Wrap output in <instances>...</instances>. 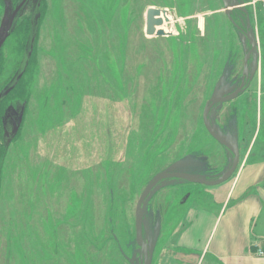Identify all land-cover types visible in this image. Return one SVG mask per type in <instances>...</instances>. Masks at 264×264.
Segmentation results:
<instances>
[{
    "label": "rangeland",
    "instance_id": "obj_1",
    "mask_svg": "<svg viewBox=\"0 0 264 264\" xmlns=\"http://www.w3.org/2000/svg\"><path fill=\"white\" fill-rule=\"evenodd\" d=\"M37 1L29 0L28 12L37 13ZM231 1L241 8L232 10L231 17L239 25V14L245 11L257 39L258 70L248 94L253 100L250 122L254 124L256 106L260 107L264 93V6L251 5L253 0ZM39 2L42 30L37 36L28 93H14L24 96L17 106L20 110L23 103L25 110L12 131L13 142H6L0 129V264H5L10 253L19 259L17 251L22 248H16L17 243L23 246L22 255L30 256L31 261L35 257L37 264H86L88 259L79 258V263L74 252L88 256L96 251L90 244L95 230L110 234L104 237L106 258L101 264H126V258L136 264L132 259L133 212L151 177L160 171L200 172L208 166L224 171L230 163L206 135L201 116L211 95L230 93L242 77L240 35L220 0ZM152 5L167 6L176 14L177 22L167 28L173 31L171 37L145 36V9ZM33 41L31 38L30 44ZM245 100V95L238 99ZM261 104L264 107V98ZM222 106L217 107L215 119H219ZM261 123L255 149L264 147V119ZM240 145L243 154L247 141ZM44 160L49 164L44 166ZM107 167L110 184L128 191L122 198L126 199L125 215L119 220L105 219L100 184L107 182ZM85 172L87 178L90 172L96 173L90 180L95 190L92 219H65L69 190H84L89 179ZM45 174L50 182L56 179L61 184L57 198L48 199V206L54 209L56 220L51 223L56 225V234L45 229L42 219L46 207L39 181ZM133 181L138 189L132 193ZM167 186L155 193L144 218L148 243L157 241L152 264L171 261L162 256L163 250L174 241L173 231L181 230L185 220L177 215L169 220V212L180 203L179 194ZM209 190L198 205L214 221L219 208ZM15 202L21 214L18 218L12 216ZM211 228L207 221L199 236L202 241L207 240ZM216 242L217 235L212 247ZM121 246L125 251L120 255Z\"/></svg>",
    "mask_w": 264,
    "mask_h": 264
},
{
    "label": "flooded vegetation",
    "instance_id": "obj_2",
    "mask_svg": "<svg viewBox=\"0 0 264 264\" xmlns=\"http://www.w3.org/2000/svg\"><path fill=\"white\" fill-rule=\"evenodd\" d=\"M221 1V0H220ZM29 0H0V32H2V35L0 37V41L2 40L3 37H5L3 43L0 45V129L3 132V139H5L6 142L11 143L13 142L14 137H12V131L15 128V126L18 124V120H20V115H23V109L25 110V106L22 103V109L19 110L20 107L17 106V103L20 102V99L22 98V101L24 100V96L20 97L17 95H14V93L18 92H25L26 94L28 93L29 90V82H30V75L32 73V70L34 69L35 66V61H33V56L35 55V52H37L36 49V44H37V36L41 34L42 30V23L39 21V8H40V2L39 0L37 1L36 5V12H28L29 7H28ZM222 3V2H221ZM156 9L160 11V15L157 17L158 19H161L162 25L159 27L155 28V33L158 31H163L164 35L163 36H147L145 34L146 30V13L148 9ZM234 13H230V19L229 20L230 24L237 30L239 33L240 37V42L241 38L244 37V33L246 32V27L249 22L250 24V29L252 31V34L255 36L254 33V27H252V23L249 21L247 17V13L245 11H241L239 14L241 19V24H236L234 19L231 17ZM167 15H171L173 20H168L165 22L164 20L167 19ZM144 34L146 37L149 38H169L173 35V31L170 29L168 30L167 28L171 25H174L177 22V16L176 14L169 9V7H157V6H149L145 9V15H144ZM248 20V21H247ZM164 30H166L168 33H166ZM31 38H34V41L32 44L31 43ZM256 39V36H255ZM40 40V39H39ZM257 41V39H256ZM242 46L243 43L241 42ZM245 44L247 45V48H250L249 42L246 40ZM31 45L33 46L31 48ZM243 49V47H242ZM244 51V50H243ZM245 55V53H244ZM36 59V58H35ZM244 60V58H243ZM258 70V69H257ZM257 74V72H256ZM255 74V75H256ZM254 75V76H255ZM242 76H243V69H242ZM254 78V77H253ZM253 81V79H252ZM252 81L249 82L245 86V90L242 94H240L235 100L229 101L222 103L221 108V115L219 116V119L214 118V113H217V107L221 104H216L212 106L208 113V119L211 124H213L216 128L219 129V131L230 139L232 142L236 143L238 146V152H239V162H240V157H241V145L242 142L245 141V137L249 135L250 132V114L251 113V104H252V98L248 95L250 91H252ZM242 82V77L237 84V86L232 90H236ZM230 91V93L232 92ZM228 94H223L224 97H226ZM13 94V97L11 96V100L7 101L4 103V100L6 97L10 96ZM5 95H7L5 97ZM246 96V100L243 102H239L238 99ZM212 96V95H211ZM211 96L208 98V100L205 102L203 110H202V126L206 132V135L211 139V141L217 146H219V149H221L225 154L226 158L228 157V160L230 159V163L228 164L227 168L231 164L232 161V155L222 146H220L206 131L203 123V112L204 108L211 98ZM249 96V97H248ZM5 97V98H4ZM26 103V102H25ZM18 109V110H17ZM22 111V113H21ZM4 114V116H2ZM214 115V116H213ZM215 120V122H214ZM237 139V140H236ZM107 164L110 162L107 160ZM46 164H49L45 160L43 161V165L46 166ZM51 164V162H50ZM239 165V164H238ZM226 168V169H227ZM225 169V170H226ZM203 171H191L187 169H182V170H173V171H160L156 174H154L151 179L147 182L145 187L140 191L135 207H134V212H133V220H134V233H135V238H134V252H133V261H135L136 264H143V255L141 252L140 247L138 246L136 242V227H135V222H136V210L137 206L140 200V197L145 190L146 186L153 180V178L163 172L167 173H181V174H188V175H193L197 176L200 178H204L205 180L208 181H213L216 180L217 177H219L224 171L223 169L221 170L219 167H214V166H208L207 168L201 169ZM238 170V167L236 171L234 172L236 174ZM107 171V182L101 183L99 186L101 189H104L102 191L103 194V204L105 205V212L106 220H114V218H117L118 220L122 218L123 215H125V201L126 199H123L124 193L127 191L124 190V187H117L112 184H110V181L108 180L110 177V172H108V167L106 169ZM110 171V170H109ZM86 175H84L87 178V172H85ZM96 173L90 172L88 176L87 183H84V190L81 193H76L75 190L70 189V193L68 194V203L66 204L67 206V211L65 213L66 217L65 219L69 216V218L73 219V221L78 222V221H84V220H90L92 219V214H93V203H92V197L95 193V190L93 189L94 186H92L93 181H90L93 179V175ZM42 181H39L40 184V191L42 193L41 200L43 201V206L46 207V215L42 218L44 221L45 229L47 231H51L52 234H56V225L53 226L51 223L54 221L55 223V216H54V209L48 206V199H56L57 198V193L60 190L61 184L56 181H49L47 180L48 177L45 174L42 176ZM0 181H1V172H0ZM49 181V182H48ZM98 184V181H96L95 185ZM170 185L167 188L172 189L173 194L177 193L178 196V201L180 204H176L173 208L172 211L169 212L168 217L169 220L173 219L176 215L181 216V218H185V215L187 211L189 210L188 204L191 205V202L194 203V205H197L198 202H200L201 199L204 198L205 191L208 188H215V187H207L201 184L197 183H191L186 180H181V179H168V180H163L160 181L156 184L155 187L152 189L151 195L148 197L147 201L145 204L141 207H143V213H142V219H143V239L145 243L149 246L152 247V256H151V264L153 260V254L157 246V241L155 242V245H151L147 241L146 233L144 230V218H145V213L147 212V207H149L152 203V199L160 189L163 188L164 185ZM138 184L136 182H132L131 185V192L135 191L138 189L137 187ZM72 187V186H71ZM200 188H203L202 190ZM129 190V189H128ZM130 191V190H129ZM128 192V191H127ZM59 196V194H58ZM120 200H122L120 202ZM197 200V201H196ZM17 204L16 202L14 203L13 206V215L15 218H18L21 214L18 213L17 211ZM104 214V215H105ZM132 219V218H131ZM55 227V228H54ZM112 228V227H111ZM110 230V227H108ZM46 233L48 234V232ZM97 232V234H96ZM174 233L176 231H173ZM171 232L170 237L174 234ZM114 233V232H112ZM48 234V235H52ZM102 234V233H101ZM100 232L98 230H95V232L92 235L91 239V246L96 248V251L93 252V254L86 256V254L83 251H75L74 252V257H77V262H82V260L78 261V259H88L86 264H101L103 259L106 258V255H104V251L106 250L107 246V240L104 237H107L108 234L107 232H104L101 236ZM113 235V240L116 239V235ZM53 236V235H52ZM25 237V235H23ZM110 237V234L108 238ZM10 238V237H9ZM53 238V237H52ZM107 238V239H108ZM9 241V239H8ZM24 243V242H23ZM122 244H124L122 242ZM11 248V246H8ZM16 248H22L21 252L18 250L17 254H19V259L17 260L16 257L12 256L11 253L9 256L6 258L5 264H37L35 257L34 261L30 260V256H23L22 255V250L23 246L19 243L15 245ZM122 247V246H121ZM168 247V246H167ZM125 251V249L122 247L120 250V255L122 254L121 252ZM12 252V251H11ZM102 252V253H101ZM100 253V255L98 254ZM84 255V256H83ZM103 255V256H102ZM109 256V255H108ZM122 257V256H121ZM126 264H130L128 259L126 258L124 260ZM44 263V262H42ZM53 264H58L57 261H54Z\"/></svg>",
    "mask_w": 264,
    "mask_h": 264
},
{
    "label": "crops",
    "instance_id": "obj_3",
    "mask_svg": "<svg viewBox=\"0 0 264 264\" xmlns=\"http://www.w3.org/2000/svg\"><path fill=\"white\" fill-rule=\"evenodd\" d=\"M263 98L264 93L260 107L256 106L254 124L250 122L246 151L241 153L236 174L228 184L209 190L219 208L216 219L212 221L198 204L189 208L182 229L175 232L174 241L163 250L162 256L171 261L157 264H264V258L256 257L253 248L264 245V147L254 148L264 119ZM207 221L212 228L207 240L202 241L199 236ZM216 235L217 242L212 247Z\"/></svg>",
    "mask_w": 264,
    "mask_h": 264
},
{
    "label": "water",
    "instance_id": "obj_4",
    "mask_svg": "<svg viewBox=\"0 0 264 264\" xmlns=\"http://www.w3.org/2000/svg\"><path fill=\"white\" fill-rule=\"evenodd\" d=\"M223 5L224 14L230 19V13L232 10L241 9L238 3L232 2L231 0H221ZM160 15V11L156 9H148L146 13V30L145 34L147 36H163V31H158L155 33V28L162 25L161 19L157 17ZM248 21V20H247ZM6 37V36H5ZM5 37L2 38L0 41V45L3 43ZM246 40L249 42L250 48H247L245 44ZM241 42L243 43V50H244V60H243V76L241 85L234 91H232L226 97L223 94H213L209 101L207 102L204 112H203V123L207 133L223 148H225L231 155L232 161L229 167L219 176L216 180L208 181L204 178H200L193 175L188 174H181V173H167L163 172L156 175L153 180L146 186L145 190L143 191L138 206L136 210V242L141 249L143 255V264H151V256H152V247L147 245L143 239V206L147 201L148 197L151 195V191L156 184L163 180L168 179H183L189 181L191 183L201 184L207 187H215L219 186L226 181H228L231 176L236 171L238 164H239V152L238 146L236 143L232 142L230 139L222 135L218 128H216L213 124L210 123L208 119V113L212 106L216 104H222L225 102H229L235 100L240 94H242L245 90V86L252 81L254 75L257 72V59L255 55H257V41L255 36L252 34L250 29V24L248 22L246 27V32L244 33V37L241 38ZM253 58V62L251 63V59Z\"/></svg>",
    "mask_w": 264,
    "mask_h": 264
},
{
    "label": "built area",
    "instance_id": "obj_5",
    "mask_svg": "<svg viewBox=\"0 0 264 264\" xmlns=\"http://www.w3.org/2000/svg\"><path fill=\"white\" fill-rule=\"evenodd\" d=\"M256 3H261L264 6V0H253L251 5ZM253 248L255 249L254 255L259 258H264V245H254Z\"/></svg>",
    "mask_w": 264,
    "mask_h": 264
},
{
    "label": "bare ground",
    "instance_id": "obj_6",
    "mask_svg": "<svg viewBox=\"0 0 264 264\" xmlns=\"http://www.w3.org/2000/svg\"><path fill=\"white\" fill-rule=\"evenodd\" d=\"M167 19H165L164 21L167 22L168 20H173V18L171 17V15H167L166 17ZM166 33H168L166 30H164Z\"/></svg>",
    "mask_w": 264,
    "mask_h": 264
},
{
    "label": "trees",
    "instance_id": "obj_7",
    "mask_svg": "<svg viewBox=\"0 0 264 264\" xmlns=\"http://www.w3.org/2000/svg\"><path fill=\"white\" fill-rule=\"evenodd\" d=\"M263 29H264V23L262 24V26H261ZM263 47H264V45H263Z\"/></svg>",
    "mask_w": 264,
    "mask_h": 264
}]
</instances>
